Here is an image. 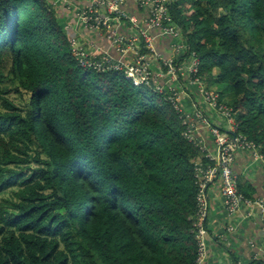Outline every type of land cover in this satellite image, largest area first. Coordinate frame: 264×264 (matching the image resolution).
<instances>
[{
	"label": "trees",
	"instance_id": "1",
	"mask_svg": "<svg viewBox=\"0 0 264 264\" xmlns=\"http://www.w3.org/2000/svg\"><path fill=\"white\" fill-rule=\"evenodd\" d=\"M182 2L199 77L264 153V0ZM168 94L82 68L49 0H0V264H196L201 152Z\"/></svg>",
	"mask_w": 264,
	"mask_h": 264
},
{
	"label": "built area",
	"instance_id": "2",
	"mask_svg": "<svg viewBox=\"0 0 264 264\" xmlns=\"http://www.w3.org/2000/svg\"><path fill=\"white\" fill-rule=\"evenodd\" d=\"M66 3L70 7L75 5L71 0ZM174 3V0H90L87 5L72 11L76 23L91 38H71L69 41L82 68L96 72L120 71L134 86L151 87L157 94L169 90L167 100L179 112L186 127L185 136L204 157L195 162L198 190L192 232L198 245L196 264H205L209 240L219 245L221 251L232 252L227 232L220 233L218 238H208L207 220L213 186L219 187L222 207L229 217L237 214L242 205L257 207L264 233V194L247 198L240 190L233 169L236 151H247L261 163L264 178V153L260 145L240 132L233 107L222 103L215 89L199 77L200 60L175 22ZM168 37L171 54L165 56L157 42ZM101 38L109 42L106 48L96 46V39ZM189 86L195 88L200 100L191 97ZM208 109L220 114L224 125L207 118L205 112ZM257 253L252 254V259L264 264V259L258 258Z\"/></svg>",
	"mask_w": 264,
	"mask_h": 264
},
{
	"label": "crops",
	"instance_id": "3",
	"mask_svg": "<svg viewBox=\"0 0 264 264\" xmlns=\"http://www.w3.org/2000/svg\"><path fill=\"white\" fill-rule=\"evenodd\" d=\"M67 0H49V3L54 7L55 11L59 15V20L64 26L69 40L71 38H77L78 40H85L91 38L86 34V31L81 27L74 19L75 7L87 5L75 4L70 7ZM94 38H92L93 40ZM169 37L159 42L158 47L161 53L165 56L170 55L171 52L168 48ZM94 41V40H93ZM98 42L96 46L106 48V41L104 39H96ZM96 50V49H95ZM213 87V86H209ZM215 88V87H213ZM195 97H198V92H195ZM194 99V96L191 94ZM200 99V98H199ZM207 118L214 123H220L224 125L223 117L217 112L208 109L206 112ZM235 161L233 169L238 177H244L245 186L248 191L247 196L243 191V194L247 198H255L264 194L263 189V173L262 165L260 162H256L253 159L252 153L247 151L237 150L235 153ZM219 186V185H217ZM245 190V189H244ZM221 197L219 195V187H212L210 196V214L207 220V227L210 231L211 238H218L220 233L227 232L228 241L231 243L232 252H226L218 250L213 244L212 240H209V256L207 257L206 264H230L240 262V264H261L259 261L252 259V254L259 253L258 258L264 259V233L261 230V215L257 207H247L242 205L240 210L234 216L229 217L221 203ZM232 229V231H229ZM221 248V247H220ZM219 248V249H220ZM257 253V254H258Z\"/></svg>",
	"mask_w": 264,
	"mask_h": 264
},
{
	"label": "rangeland",
	"instance_id": "4",
	"mask_svg": "<svg viewBox=\"0 0 264 264\" xmlns=\"http://www.w3.org/2000/svg\"><path fill=\"white\" fill-rule=\"evenodd\" d=\"M71 1L74 2L75 4H78V5H83V4L88 2V0H71ZM174 1H175V3H174V7H173V16H175L174 19H175L176 24L179 25L178 24L179 22H183L184 27L187 29H190L191 33L193 34V37L200 39V37H198L197 35H194L196 30H192L190 27L194 23V19H193L195 17L194 11L192 9H188L186 6H183V2L181 3V0H174ZM176 20H178V21H176ZM182 30H183V28H182ZM183 33H184V36L187 37V34L184 32V30H183ZM156 35H157V39H158L159 36H158V34H156ZM190 42L193 43L191 38H190ZM105 43H106V47H107L109 42L107 41ZM157 44H159V42H157ZM85 48H86V46H85ZM214 89H215L216 93L219 95L220 101L222 103L225 104L226 102H228V99L231 100L230 97L225 95V93H224V90H225L224 85L218 83L217 87H215ZM10 97L14 100L18 99V95L15 92H12ZM210 138H211L210 140H213L212 136H210ZM202 157H203L202 154H200V158H202ZM205 163H207V162L205 161ZM238 183H239L241 190H243L246 193H248V191H250L247 189V186H245L243 176L239 177Z\"/></svg>",
	"mask_w": 264,
	"mask_h": 264
}]
</instances>
